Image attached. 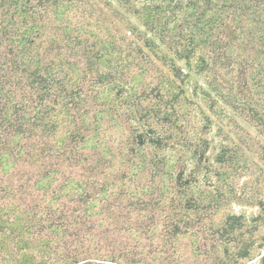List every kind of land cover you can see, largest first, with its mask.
<instances>
[{
	"label": "trees",
	"instance_id": "trees-1",
	"mask_svg": "<svg viewBox=\"0 0 264 264\" xmlns=\"http://www.w3.org/2000/svg\"><path fill=\"white\" fill-rule=\"evenodd\" d=\"M190 81L209 113L222 110L214 163L233 164L248 151L233 127L238 117L264 131V0H0V264H152L144 256L156 223L98 218L90 183L73 178L86 162L74 151L101 87L127 89L137 105L156 93L150 133L138 143L163 150L158 126H171ZM201 121L188 150L207 174L202 133L212 120ZM61 126L69 130L63 144L54 140ZM170 178L188 185L180 171ZM173 198L160 221L176 238L192 226L171 214Z\"/></svg>",
	"mask_w": 264,
	"mask_h": 264
},
{
	"label": "rangeland",
	"instance_id": "rangeland-1",
	"mask_svg": "<svg viewBox=\"0 0 264 264\" xmlns=\"http://www.w3.org/2000/svg\"><path fill=\"white\" fill-rule=\"evenodd\" d=\"M140 80L144 82L143 77ZM223 86L226 95L228 84ZM193 87L194 83L188 82L184 93L177 97L176 113L167 119L171 126H158V130L166 131L163 150L138 143L150 133L153 120L148 109L154 104L156 93H145L147 98L137 105L129 90L117 93L101 87L98 94L103 98L90 103L84 142L74 151L86 156V162L80 163L84 170H73V178H85L90 183L91 204L99 211L98 218L114 214L156 223L149 234L152 246L144 256L145 262L259 264L258 258L264 255V131L250 117H238L237 126L233 127L245 138L248 151L233 164L219 167L213 157L220 142L216 117L222 110L209 113L198 92L193 93ZM91 95H95V90ZM205 115L212 120L210 128L202 133L210 144L205 154L208 162L204 167L208 165L210 171L207 174L201 169L205 163L198 165L188 150L193 134L201 132V117ZM68 135V128L61 126L54 140L63 144L69 141ZM178 171L188 184L181 189L170 178ZM171 197L175 204L171 214L178 213L184 223L187 217L192 226L181 227L176 238L161 231L160 220L168 213ZM129 204L134 206V212L122 209ZM230 217L234 218L231 221L235 227L226 225ZM244 246H250V253L238 259L244 255Z\"/></svg>",
	"mask_w": 264,
	"mask_h": 264
}]
</instances>
